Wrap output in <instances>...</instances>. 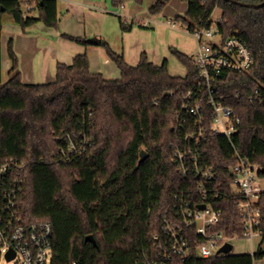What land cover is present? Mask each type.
<instances>
[{"label": "trees", "instance_id": "1", "mask_svg": "<svg viewBox=\"0 0 264 264\" xmlns=\"http://www.w3.org/2000/svg\"><path fill=\"white\" fill-rule=\"evenodd\" d=\"M143 1L134 0L136 4ZM181 1L187 3V10L174 21L183 29L207 28L219 9L223 35L237 32L252 55L247 71L223 74L221 86L217 84L241 118L239 131L230 141L207 132L203 144L204 161L215 172L213 186L224 194L215 204L222 212L219 227L232 235L237 217L235 203L227 194L234 149L264 169V107L231 98L237 91L244 94L264 87V6ZM237 1L258 4L264 0ZM169 2L157 0L150 14L161 13ZM111 3L118 7L122 0ZM26 5L0 0V18L9 16L22 30L36 23L58 27L55 0L37 3L36 16L26 11ZM120 28L127 32L132 24L120 21ZM62 36L87 45L85 39ZM100 47L120 71L119 79L92 73L87 55L82 54L70 65L56 64L53 82L24 84L8 42L10 67L3 83L0 53V164L9 160L25 164L19 173L22 189L17 209L26 224H51V264H151L154 237L161 234L160 215L173 211L175 195L192 192L194 187L179 177L172 154L177 142L174 117L184 92L197 81L198 70L192 57L175 48L169 51L184 67L182 76L169 73L167 60L155 65L141 53L133 66L106 42ZM72 133L79 135L80 151L60 161L61 151L67 153L64 136ZM142 150L147 157L140 163ZM88 236L95 244L85 240ZM262 258L264 252L258 249L253 255L192 258L186 264H253Z\"/></svg>", "mask_w": 264, "mask_h": 264}, {"label": "built area", "instance_id": "2", "mask_svg": "<svg viewBox=\"0 0 264 264\" xmlns=\"http://www.w3.org/2000/svg\"><path fill=\"white\" fill-rule=\"evenodd\" d=\"M220 22L221 17L211 20L207 28L190 32L184 29L197 41L192 60L198 79L184 92L175 114L177 142L172 156L179 177L191 181L194 187L192 192L182 190L175 195L173 211L160 215L161 234L154 237L155 258L151 264H186L192 258L209 259L225 255L219 251L232 239L253 242L264 238V169L234 149L233 163L228 167L231 183L227 196L235 203L237 225H233L234 234L229 235L219 227L222 212L215 207L217 199L224 194L213 186L215 172L204 161L207 132L230 141L242 125L241 118L229 104L230 97L218 91L217 84H222L219 78L223 74L247 71L253 62L246 42L237 32L224 36ZM169 25L176 28L174 22ZM231 98L235 101L244 98L264 107V87L256 86L244 94L237 91ZM77 136L76 133L64 136L67 153L61 151L60 161L79 153ZM24 168V163L13 160L0 164V259L13 264H51V224H26L17 209L22 189L19 173ZM201 205L204 208H200ZM8 252L13 256L7 258Z\"/></svg>", "mask_w": 264, "mask_h": 264}, {"label": "crops", "instance_id": "3", "mask_svg": "<svg viewBox=\"0 0 264 264\" xmlns=\"http://www.w3.org/2000/svg\"><path fill=\"white\" fill-rule=\"evenodd\" d=\"M19 1L26 3V11L30 10L31 15L36 16L35 5L42 0ZM156 1L144 0L142 4H136L134 0H122L120 6L114 7L111 0H55L57 28L36 23L22 30L9 16L3 14L0 18L1 73L8 71L10 67L7 45L11 40L24 84L53 82L56 64L70 65L77 55L82 54L87 55L92 73H101L106 79H119L120 71L104 55L100 46L89 43L83 45L62 35L85 40L97 38L106 42L115 53L123 55L125 61L133 65L138 63L141 53H145L149 59L147 51L140 46L137 29H175L169 22L176 23L175 15L184 14L187 10L186 2L179 5L177 0H170L161 12L162 16L158 17L160 13L152 15L149 12ZM172 17L173 20H170ZM120 21L126 25L132 24L131 30L122 32Z\"/></svg>", "mask_w": 264, "mask_h": 264}, {"label": "rangeland", "instance_id": "4", "mask_svg": "<svg viewBox=\"0 0 264 264\" xmlns=\"http://www.w3.org/2000/svg\"><path fill=\"white\" fill-rule=\"evenodd\" d=\"M177 3L179 5L185 4V2L181 0H177ZM177 15H183V13H177ZM157 16L160 17L162 15L160 13ZM220 17L221 11L219 9H215L212 14V20L216 21ZM170 20H173V17L170 18ZM154 28L155 27L147 29H137L140 38L139 41L141 43L140 46H142L143 50L147 51L149 59L153 64L160 65L164 60H167L168 70L170 74L174 76L184 75V67L173 55L170 54L169 49L175 48L178 51L181 50L182 52L192 57L197 49L196 39L193 36L187 34L179 24H176L175 29ZM136 64L137 62L134 63L133 66ZM7 79L8 75L6 70L2 73V83ZM230 244L232 246L230 254L232 255H253L258 249L264 252V241L262 242L260 239H255L253 242H250L244 238H236L232 239L230 241ZM0 264L13 263H7L3 258H1ZM254 264H264V258L256 260Z\"/></svg>", "mask_w": 264, "mask_h": 264}, {"label": "water", "instance_id": "5", "mask_svg": "<svg viewBox=\"0 0 264 264\" xmlns=\"http://www.w3.org/2000/svg\"><path fill=\"white\" fill-rule=\"evenodd\" d=\"M224 1H227V2H230V3H233V4H237V5L242 6V7H247V8H260V7L264 6V1H263L262 3H258V4H249V3H245V2H239V1H237V0H224ZM86 43H89V44H92V45L100 46L101 41H100L99 39H97V38H90V39H88V40L86 41ZM146 157H147L146 153L142 150V151L140 152V159H139V162H140V163L143 162V161L146 159ZM200 208H204V206L201 205ZM85 240H86V241H89V242H91V243H93V244H95V241H94V239H93L92 236H88V237H86ZM231 249H232V246H231L230 244H225V245L220 249L219 252L222 253V254H225V255H226V254H228V253L231 251ZM6 256H7V258H10V257L13 256V254H12V252H8Z\"/></svg>", "mask_w": 264, "mask_h": 264}]
</instances>
